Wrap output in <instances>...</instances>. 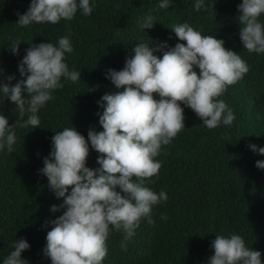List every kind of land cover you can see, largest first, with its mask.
Segmentation results:
<instances>
[{
    "label": "trees",
    "instance_id": "obj_1",
    "mask_svg": "<svg viewBox=\"0 0 264 264\" xmlns=\"http://www.w3.org/2000/svg\"><path fill=\"white\" fill-rule=\"evenodd\" d=\"M30 2L0 0V80L14 75L11 83H16L25 50L46 41L55 45L64 35L73 45V51L65 53V62L69 70L80 71L81 79L61 78L63 87L53 90L52 99L38 111L40 127H15L14 151L0 150V264L20 238L30 245L21 253L28 264H51L43 252L46 234L53 227L50 222L65 210H50L63 198L55 196L47 177L39 172L51 151V137L71 124L85 139L90 128L102 131L98 113L103 108L97 101L105 93L123 90L106 78V71L121 70L137 42H150V47L160 42L169 47L186 43L171 30L183 22L202 35L223 39L224 47L249 65L248 73L219 97L233 110L235 120L230 127L208 129L193 110L181 105L185 128L156 157L162 162L159 178L146 182L157 193L164 190L168 199L152 207L154 222L142 218L131 239L124 241L122 232L112 230L102 264H207L216 234L232 233L260 251L264 264V169L255 163L264 155L249 148L250 143L264 147V53H249L240 41L237 19L242 0H204L206 6L215 3L214 8L200 11L194 8L196 0H171L166 9L159 8L161 0H90V15L78 10L72 20L20 27L19 15ZM149 11L155 23L144 31L137 21ZM259 19L264 23V13ZM12 40H21L17 55L8 47ZM154 54L162 56V52ZM0 114L13 125L21 119L15 105L2 95ZM98 155L89 142L86 166L98 168ZM122 242L126 249L121 248Z\"/></svg>",
    "mask_w": 264,
    "mask_h": 264
},
{
    "label": "clouds",
    "instance_id": "obj_2",
    "mask_svg": "<svg viewBox=\"0 0 264 264\" xmlns=\"http://www.w3.org/2000/svg\"><path fill=\"white\" fill-rule=\"evenodd\" d=\"M170 4L171 0H161L159 8H169ZM214 4L206 6L204 0H196L194 8L207 10ZM78 10L90 15V0H31L27 11L18 14L17 24H57L62 19L72 20ZM238 13L243 48L249 53H264V23L259 19L264 0H242ZM137 23L145 31L154 26L155 19L149 11ZM171 30L186 43L169 47L160 42L150 47V42H137L121 70L106 71V78L123 90L105 93L97 101L103 108L98 113L102 131L90 128L85 139L71 124L51 137V151L43 158L39 172L47 177L55 196L63 198L61 205H52L50 210L65 209L50 222L53 227L46 234L43 252L51 264H102L112 230L122 232L127 241L135 235L142 218L154 222L152 207L167 201L168 196L164 190L153 191L146 182L159 178L162 162L156 157L162 146L185 128L181 105L193 110L208 129L233 124V110L219 97L248 73L249 65L236 51L225 48L223 39L202 35L187 22L176 23ZM20 43L12 40L8 44L13 55L19 53ZM72 51L69 35L60 37L55 45L47 41L31 44L18 64L21 79L14 84V75L0 80V95L15 105L21 118L13 125L0 114V150L14 151L15 127H40L38 111L52 99L53 90L63 87L61 78L72 82L81 79L80 71L69 70L65 62V53ZM89 142L99 154L95 169L86 166ZM249 148L264 155V147L250 143ZM255 163L264 169V160ZM29 247L24 238L16 239L3 264H28L21 253ZM121 248L126 249L124 242ZM211 248L214 251L207 264H262L261 252L247 247L235 233L216 234Z\"/></svg>",
    "mask_w": 264,
    "mask_h": 264
}]
</instances>
